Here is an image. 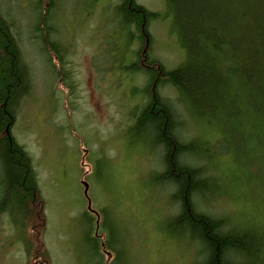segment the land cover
<instances>
[{
	"label": "rangeland",
	"instance_id": "1",
	"mask_svg": "<svg viewBox=\"0 0 264 264\" xmlns=\"http://www.w3.org/2000/svg\"><path fill=\"white\" fill-rule=\"evenodd\" d=\"M136 2L158 14L149 26L153 56L167 69L178 67L186 53L165 0ZM117 4L0 0L27 67L28 91L11 133L31 158L44 200L43 248L49 264H197L193 245L167 227L175 207L173 188L155 180L162 152L148 128L136 129L146 81L132 72L138 41ZM46 42L64 51L66 83L56 72L60 58L48 60ZM163 94L179 113L182 137L224 147L222 128L192 119L175 90ZM211 151L214 158L206 153L193 161L216 183L204 209L232 222L258 218L263 225L264 195L250 193L233 156ZM1 183L0 177V264H40L27 253L29 226L14 223L1 206Z\"/></svg>",
	"mask_w": 264,
	"mask_h": 264
},
{
	"label": "trees",
	"instance_id": "2",
	"mask_svg": "<svg viewBox=\"0 0 264 264\" xmlns=\"http://www.w3.org/2000/svg\"><path fill=\"white\" fill-rule=\"evenodd\" d=\"M165 2L174 14L186 52L185 61L173 70H166L152 54L148 24L158 14L135 0H121L118 11L125 25H133L137 33L132 72L146 79L143 94L148 102L139 112L136 129L148 128L154 145L162 149L163 171L156 181L173 188L171 200L177 205L167 227L171 234L194 245L200 259L197 264H264L262 221L242 217L232 222L209 214L204 205L202 208L201 197L214 188L213 179L204 174L203 166L184 162L185 155L200 156L196 154L198 143L181 142L179 119L157 91L158 87L174 88L195 121L211 129L222 128L221 151L233 156L250 193L264 195V0ZM56 70L60 82L66 83L69 72L63 62ZM28 86L19 46L0 15L1 206H6L14 223L31 229L33 242L27 253L31 251L29 255L40 264H49L41 241L46 226L44 200L31 158L11 133L17 105ZM230 148L233 153L228 154ZM240 166L246 170L242 172Z\"/></svg>",
	"mask_w": 264,
	"mask_h": 264
},
{
	"label": "bare ground",
	"instance_id": "3",
	"mask_svg": "<svg viewBox=\"0 0 264 264\" xmlns=\"http://www.w3.org/2000/svg\"><path fill=\"white\" fill-rule=\"evenodd\" d=\"M135 2H136V0H135ZM137 3V2H136ZM120 4H121V0H118V4H117V10H118V7L120 6ZM138 5H140L139 3H137ZM142 6V5H141ZM144 7V6H143ZM145 8V7H144ZM147 9V8H146ZM148 10V9H147ZM150 11V10H149ZM151 12H153V11H151ZM0 15H1V13H0ZM2 16V15H1ZM2 18L8 23V25H9V27H10V30H11V32H12V29H11V25H10V23L2 16ZM154 20V19H153ZM152 20V21H153ZM152 21H150L149 22V24H148V26L150 25V23L152 22ZM131 26H133V25H129V27H131ZM135 30V29H134ZM136 32V31H135ZM12 34H13V32H12ZM13 36H14V34H13ZM15 37V36H14ZM136 37H137V33H136ZM16 39V38H15ZM137 40V39H136ZM16 41H17V39H16ZM17 44H18V41H17ZM18 46H19V44H18ZM19 49H20V46H19ZM44 49H45V51L46 52H49L48 53V55H49V57H48V60L51 62H54V61H58L59 59H57V58H61L62 57V53L64 52L63 50H61V48H60V46H59V44H57L56 42H52V44H50V43H48V42H46V44H44ZM53 50V51H52ZM152 50H153V37H152ZM51 52V53H50ZM20 53H21V49H20ZM186 53V52H185ZM134 54H135V52H134ZM21 59H22V62H23V58H22V53H21ZM62 59V58H61ZM185 59H186V55H185ZM135 60H136V54H135ZM158 60V59H157ZM162 65H163V63L160 61V60H158ZM185 61V60H184ZM63 62V61H62ZM183 63V62H182ZM181 63V64H182ZM23 64H24V66H25V68H26V71H27V67H26V65H25V63L23 62ZM180 64V65H181ZM59 65V64H58ZM63 66H66L64 63H63ZM164 66V65H163ZM58 67V66H57ZM56 67V68H57ZM164 68L166 69V70H173V69H167L165 66H164ZM177 68V67H176ZM175 69V68H174ZM67 72H69V71H67ZM137 73V72H136ZM139 75L140 76H142L143 78H144V80L146 81V79H145V77L142 75V74H140L139 73ZM68 76H69V73H68ZM27 80H28V73H27ZM28 85H29V80H28ZM145 85H146V82H145ZM145 85H144V87H145ZM166 89H171V90H175L174 88H171V87H169V86H164V87H158V89H157V91H158V94L159 95H161V96H163L164 98H165V100L167 101V96L166 95H164L163 94V91H165ZM176 91V90H175ZM177 92V91H176ZM177 94L179 95V99H180V101H182L183 102V105H184V109H185V111L188 113V115L190 116V117H192V119H194V115H192V113L190 112V110H189V108L187 107V103L185 102L184 103V100L182 99V97L180 96V94L177 92ZM147 102H148V97L146 96V94L144 95V105L142 106L141 105V110L147 105ZM168 102V101H167ZM187 104V105H186ZM171 106V105H170ZM171 108H172V106H171ZM173 109V108H172ZM140 110V111H141ZM174 111V114L177 116V118L179 119V122H178V134H179V138L181 139V142H183V143H189V142H197L198 143V147H199V151H198V153H196V154H199V155H202V154H206V153H208V154H210L208 151H211L212 149L214 150V151H211V152H218V153H223L224 154V151L222 150L221 151V149H217L215 146H213V145H210V143H209V140H200V139H195V138H188V137H182V135H181V123H182V120L180 119V117H179V113H178V111L177 110H175V109H173ZM202 143V144H201ZM209 143V144H208ZM202 146L203 147H206L207 148V150L206 149H203L202 148ZM157 149L158 150H160V152H163L162 151V149L160 148V147H157ZM163 154V153H162ZM197 157L199 158V156H196L195 154H188V155H185V157H183L184 159V162H186V163H189V164H191L192 166H198L199 167V164H197L196 162H193L195 159H197ZM209 157L212 159V158H214V155L213 154H210L209 155ZM161 158H162V156H161ZM161 164H162V162H161ZM202 166V165H201ZM202 169H203V171H204V174H206V175H210L211 177H212V179H213V184H214V188H215V185H216V183H215V179H214V177L210 174V172H209V170H208V168L206 167H202ZM163 171V166L161 167V169L159 170V172L155 175V180H156V177H158L159 175H160V173ZM214 188L212 189V190H210V191H207L205 194H203L202 195V197H201V203H202V208H203V205H204V203H205V200L207 199V200H209L210 199V196L212 195V192H213V190H214ZM171 204H173V206L175 207V212H177V205H176V203L175 202H173L172 201V203ZM206 211V210H205ZM175 212L173 213V214H175ZM207 212V211H206ZM209 213V212H208ZM172 214V215H173ZM210 214V213H209ZM172 215L170 216V218H169V221H170V219H171V217H172ZM213 216H215V215H213ZM216 217H219V218H223L224 219V217H220V216H216ZM168 224V223H167ZM193 249H195V247H194V245H193ZM195 252H197L196 251V249H195ZM200 260V259H199ZM199 260H198V262H199ZM197 262V263H198Z\"/></svg>",
	"mask_w": 264,
	"mask_h": 264
},
{
	"label": "water",
	"instance_id": "4",
	"mask_svg": "<svg viewBox=\"0 0 264 264\" xmlns=\"http://www.w3.org/2000/svg\"><path fill=\"white\" fill-rule=\"evenodd\" d=\"M86 188H87V187H86V185H85V190H84V193H86Z\"/></svg>",
	"mask_w": 264,
	"mask_h": 264
},
{
	"label": "flooded vegetation",
	"instance_id": "5",
	"mask_svg": "<svg viewBox=\"0 0 264 264\" xmlns=\"http://www.w3.org/2000/svg\"><path fill=\"white\" fill-rule=\"evenodd\" d=\"M86 194V193H85Z\"/></svg>",
	"mask_w": 264,
	"mask_h": 264
}]
</instances>
